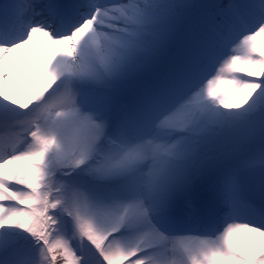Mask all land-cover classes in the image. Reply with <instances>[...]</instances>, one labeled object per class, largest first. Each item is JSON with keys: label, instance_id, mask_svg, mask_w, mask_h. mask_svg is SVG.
I'll list each match as a JSON object with an SVG mask.
<instances>
[{"label": "snow or ice", "instance_id": "1", "mask_svg": "<svg viewBox=\"0 0 264 264\" xmlns=\"http://www.w3.org/2000/svg\"><path fill=\"white\" fill-rule=\"evenodd\" d=\"M0 264H264V0H0Z\"/></svg>", "mask_w": 264, "mask_h": 264}, {"label": "rangeland", "instance_id": "2", "mask_svg": "<svg viewBox=\"0 0 264 264\" xmlns=\"http://www.w3.org/2000/svg\"><path fill=\"white\" fill-rule=\"evenodd\" d=\"M26 59L28 60L35 76L34 79L30 80L27 85H24V81L21 80V84L24 86L23 95L19 97L21 100H28L35 94V92L42 89L47 83V77L43 74V68L46 65L48 59L50 58V53L45 54L39 49H26L25 50ZM227 86L222 87V91L226 90ZM234 245L243 251L246 255L247 245L242 240H235Z\"/></svg>", "mask_w": 264, "mask_h": 264}]
</instances>
